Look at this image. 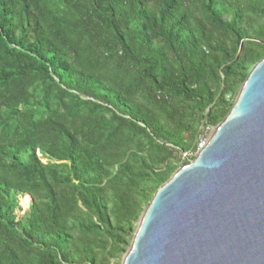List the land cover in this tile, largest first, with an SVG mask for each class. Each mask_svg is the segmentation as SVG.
Instances as JSON below:
<instances>
[{"label":"trees","instance_id":"1","mask_svg":"<svg viewBox=\"0 0 264 264\" xmlns=\"http://www.w3.org/2000/svg\"><path fill=\"white\" fill-rule=\"evenodd\" d=\"M263 57L264 0H0V264L119 257Z\"/></svg>","mask_w":264,"mask_h":264},{"label":"water","instance_id":"2","mask_svg":"<svg viewBox=\"0 0 264 264\" xmlns=\"http://www.w3.org/2000/svg\"><path fill=\"white\" fill-rule=\"evenodd\" d=\"M120 264H264V57L203 148L153 193Z\"/></svg>","mask_w":264,"mask_h":264},{"label":"rangeland","instance_id":"3","mask_svg":"<svg viewBox=\"0 0 264 264\" xmlns=\"http://www.w3.org/2000/svg\"><path fill=\"white\" fill-rule=\"evenodd\" d=\"M243 83V82H242ZM242 83L238 84V86L233 87L232 91L227 93L225 95V99L229 100V101H234L236 94L238 92V90L240 89V86L242 85ZM204 121H202L201 125L199 126V133L196 135V138L194 136V139L192 141H190V138H188V135H185V145H189L187 147L186 150L184 151H178L175 156L170 160L169 164L166 165V167H162L161 170L158 169L157 171H163L166 172L165 170L171 167H174L173 171L169 174V177L171 176V174L179 167L189 163L190 161H192L195 157V155L198 153L197 151V145L200 143L201 139H207L208 136V132L215 126V125H210L208 123H203ZM195 145V150H191L190 148ZM37 156L40 157L41 162H46L47 160H49L46 157H42L39 153H37ZM186 161V163L184 162ZM157 190V189H156ZM155 190V191H156ZM23 196V194H18L17 195V199H18V208L15 210L16 216L17 218H22L25 216V213L27 212L28 208L30 207V205L32 204V200L30 198V202L29 205L26 208H22V206L20 205V199ZM145 208V207H144ZM137 222H135V224L133 225V229L131 234L133 235L135 228H136ZM132 238V236H131ZM128 249V248H127ZM125 252H123L119 257H116L114 259L110 260L109 264H120V261L122 259V256L124 255Z\"/></svg>","mask_w":264,"mask_h":264},{"label":"bare ground","instance_id":"4","mask_svg":"<svg viewBox=\"0 0 264 264\" xmlns=\"http://www.w3.org/2000/svg\"><path fill=\"white\" fill-rule=\"evenodd\" d=\"M30 202V196L28 194H25L20 199V205L22 208H26L29 205Z\"/></svg>","mask_w":264,"mask_h":264},{"label":"built area","instance_id":"5","mask_svg":"<svg viewBox=\"0 0 264 264\" xmlns=\"http://www.w3.org/2000/svg\"><path fill=\"white\" fill-rule=\"evenodd\" d=\"M211 130L208 132V134L211 132ZM205 142H206V139H201L200 143L197 145V151H199L201 148H203V146L205 145Z\"/></svg>","mask_w":264,"mask_h":264}]
</instances>
